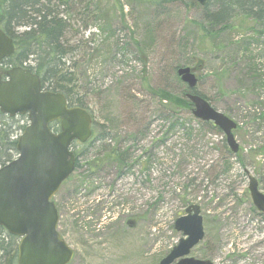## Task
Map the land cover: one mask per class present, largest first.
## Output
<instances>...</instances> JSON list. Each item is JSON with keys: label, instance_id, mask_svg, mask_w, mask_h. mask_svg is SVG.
I'll use <instances>...</instances> for the list:
<instances>
[{"label": "rangeland", "instance_id": "1", "mask_svg": "<svg viewBox=\"0 0 264 264\" xmlns=\"http://www.w3.org/2000/svg\"><path fill=\"white\" fill-rule=\"evenodd\" d=\"M100 1L96 19L94 6L70 7L88 24L79 27L77 38L94 39L96 51L102 42L106 47L94 52L88 65L77 66L94 135L86 143H73L77 167L53 198L57 229L74 250L69 264H159L183 237L174 222L190 203L201 207L205 236L189 257L215 264H264V221L252 203L245 171L264 180V156H250L264 146V126L257 118L264 111V91L253 90L255 75L249 68L264 76V37L252 42L256 34L249 32L251 53L238 55L237 43L248 28L236 20L234 29L211 40L203 31L205 6L196 0L165 3L158 15L137 0ZM84 52L75 54L77 62ZM197 65V89L238 123L235 137L246 169L228 157L221 131H199L202 125L183 111L180 119L195 130L189 138L187 129H171L164 118L156 94L181 95L186 86L174 68ZM14 121L13 139L23 131L18 127L29 123L27 116ZM113 146L129 151L122 173L105 163L104 149Z\"/></svg>", "mask_w": 264, "mask_h": 264}, {"label": "water", "instance_id": "2", "mask_svg": "<svg viewBox=\"0 0 264 264\" xmlns=\"http://www.w3.org/2000/svg\"><path fill=\"white\" fill-rule=\"evenodd\" d=\"M205 5L208 0H197ZM14 52L13 40L0 27V62ZM198 66L180 67L181 81L194 89ZM195 118L212 122L226 137L233 153L239 145L233 135L236 123L212 108L201 96L188 93ZM0 111L9 116L27 115L29 124L17 140L18 155L0 167V225L19 238L18 264H69L74 250L57 231L59 219L54 195L74 171L75 156L70 150L74 140L87 141L92 135V117L83 108L68 107L65 96L44 91L41 78L23 67L0 72ZM60 121V132L49 127ZM255 207L264 212V194L254 177L248 185ZM200 208L191 205L186 215L175 221L183 233L178 245L159 264H213L209 260L187 257L204 236ZM131 226L134 225L132 222Z\"/></svg>", "mask_w": 264, "mask_h": 264}, {"label": "trees", "instance_id": "3", "mask_svg": "<svg viewBox=\"0 0 264 264\" xmlns=\"http://www.w3.org/2000/svg\"><path fill=\"white\" fill-rule=\"evenodd\" d=\"M137 1L152 6L158 15L160 12H164L161 11L164 4L171 3L173 0ZM100 2V0H0V24L5 33L13 39L15 46L13 56L5 60L3 64L10 66L27 64V67L31 71L41 77L43 87L47 90L61 92L66 96L70 104L78 105L89 110L87 105L89 103L88 99L80 95L78 73H76L77 66L78 64L85 63L88 65L93 57H95L94 52L104 50L106 44L102 42L96 51L95 47L92 46L94 39L77 38V35L80 33L79 27L87 28L88 24L81 14L79 17L75 16L70 10V7L77 10L79 9L77 7L78 5L81 8H86V4H88V7L94 6L95 16L93 18L96 19L98 17L96 11L99 14L101 13L99 6L102 4ZM211 3H213L214 9L210 11L209 5ZM113 4L115 5V2ZM189 4H193V2L186 3V5ZM204 9L203 31L208 34L211 40L214 34L234 29L236 20H240L241 27L243 25L246 29L248 28L245 34L242 35L241 40L237 43V49H240L236 51L238 55L239 52L240 54L251 53L250 43L259 42L264 37V0H210ZM76 15L79 14L76 13ZM103 20L108 22L105 18ZM81 22L82 24H79ZM250 23L259 25L262 30L253 29V25L250 27ZM99 27L100 29L97 28V30L99 32L103 31V27ZM107 27L108 30L111 29L109 26ZM21 28L23 30H20ZM149 31H151L150 28ZM249 32L256 34L255 40L251 38L252 42L246 37ZM70 35L72 36L69 37ZM73 40L74 43L71 42ZM115 46L117 50L120 49L118 43ZM214 48L216 49V46ZM81 51H85L84 57L82 59L79 58L77 62L75 60V54L78 52L81 53ZM67 60L70 64L65 68ZM178 67L174 68V71ZM252 67L255 68L249 65L251 70L250 74L255 75L251 77L252 82H254L253 90L264 91V76L256 73ZM186 92L187 88L181 95L162 90V93H157L156 96L164 106L163 108H165L163 109L165 114L164 118L172 123L171 129H174V127H182L183 130L187 129L186 134L191 138L195 131L194 128H187L186 124L180 119V113L183 111H187L192 117V104L186 98ZM194 92L201 95L207 101L210 100L205 93L200 92L197 88ZM257 118L258 124L262 128L264 126V111ZM14 120L15 118H10L0 112V166L10 162L17 153V140L13 139L16 132V129L13 130ZM197 123L202 125V129L199 131L204 128L217 129L210 123L200 121H197ZM18 128L23 130L24 126ZM52 128L56 130V123L52 125ZM104 138L102 135L101 140H104ZM223 147L226 149L228 157H235L242 168L246 167L242 149L233 155L228 150L225 141H223ZM104 155L106 156L105 161H107L105 163L110 162L114 164L120 172L125 167H128L130 154L127 148L115 146L105 148ZM257 155L264 156V146L257 152L255 150L251 151L250 156L252 158ZM229 165L226 166V170H228ZM18 240L17 237L8 234L0 226V264H17Z\"/></svg>", "mask_w": 264, "mask_h": 264}, {"label": "flooded vegetation", "instance_id": "4", "mask_svg": "<svg viewBox=\"0 0 264 264\" xmlns=\"http://www.w3.org/2000/svg\"><path fill=\"white\" fill-rule=\"evenodd\" d=\"M223 141H224V140H223ZM245 171H246V170H245ZM246 173H247V171H246ZM248 177H249V175H247V179H248ZM257 182H258L259 189L263 192L262 187H261V184L264 185V180H263L262 178H257ZM263 193H264V192H263ZM257 216H258L259 218H262L261 220L264 221V212H259V211L257 210Z\"/></svg>", "mask_w": 264, "mask_h": 264}]
</instances>
